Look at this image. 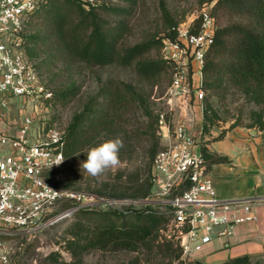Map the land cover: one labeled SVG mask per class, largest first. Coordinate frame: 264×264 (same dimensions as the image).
<instances>
[{
  "label": "built area",
  "instance_id": "1",
  "mask_svg": "<svg viewBox=\"0 0 264 264\" xmlns=\"http://www.w3.org/2000/svg\"><path fill=\"white\" fill-rule=\"evenodd\" d=\"M45 1L0 0V264H11L8 239L37 237L61 214L103 201L48 180L47 174L66 162L65 129L48 115L47 110L54 106L50 101L53 92L23 47L30 15ZM213 3L202 5L197 33L177 28V41L164 40L162 57L173 66L170 93L185 100L186 107L191 66L201 69L203 54L217 28L211 14ZM194 95L201 100L204 92L197 88ZM11 100L22 113L15 130L3 111H9ZM160 123L163 143L151 164L150 193L144 199L123 200L163 213L168 218L163 234L178 242L183 264H194L207 244L226 239L235 226L256 220L254 201L218 198L198 141L182 123L171 132L163 119Z\"/></svg>",
  "mask_w": 264,
  "mask_h": 264
},
{
  "label": "trees",
  "instance_id": "2",
  "mask_svg": "<svg viewBox=\"0 0 264 264\" xmlns=\"http://www.w3.org/2000/svg\"><path fill=\"white\" fill-rule=\"evenodd\" d=\"M129 1L134 2V0ZM210 1H214L211 14L216 20L217 28L212 43L203 54L200 88L205 89L207 85L209 86L208 82L206 83L209 76L225 79L238 89L247 101L261 107L260 110L250 112L251 123L245 127L264 130V0H199V3ZM63 4L73 8V15H77L74 22L71 21L72 15L67 16L62 10L61 3L57 0H46L31 13L25 27L23 47L27 57L34 61L40 76L38 52L34 45L30 46L28 43L32 38L28 29L34 18L42 12L52 17L54 35L61 47L87 65L116 64L127 67L134 63L136 74L143 80H155L167 70L173 76V66L169 61L161 57L145 58L152 50L162 48L164 40L177 41V21L171 17L164 0H159V8L167 26L166 33L163 37L151 35L131 46H121L120 43L129 30L124 21L111 23L100 17L102 11L118 15L126 11L124 8L86 0H63ZM226 14L244 18L246 24L233 22L219 25V17ZM200 24L201 19H195L189 31L197 33ZM106 85L110 86L101 89L100 94L108 99L107 105L112 107V111L123 108L136 99V93L129 84ZM52 92L53 97L50 101L55 106L59 103V96L55 91ZM204 96L205 93L203 98ZM92 103H87L82 111L74 114L65 129L63 154L66 159L82 152L86 146L91 145L90 142L96 136L105 131L109 132L114 126L113 115L94 107ZM203 103L201 133L206 134L214 125L213 120L217 118V113L207 98L203 99ZM157 119L158 117L155 116L152 124L156 123ZM235 126H239V123L234 121L228 129ZM223 134L224 131L215 140L220 139ZM150 136L152 137V133ZM157 148L158 142L152 140L148 151L151 164ZM199 149L208 167L226 161L225 157L211 154L205 142H201ZM151 164L146 177L131 179L127 184L123 183L118 194L112 196L118 199L146 198L151 187L149 181ZM53 172H49L47 176L49 177ZM96 192L95 195L98 197L104 193L101 190ZM73 215L76 216V221L67 229L70 237L66 239L64 246L71 260L68 262L59 260L60 254L51 252L46 256L51 263L83 264V253L90 249H98L136 253L135 257L120 264H183L180 258L182 250L178 242L173 237L168 238L163 234L168 218L151 206L138 208L129 206L122 210L105 211L85 207L75 210L71 216ZM221 264H251V260L249 255H241L228 258ZM256 264H264V259Z\"/></svg>",
  "mask_w": 264,
  "mask_h": 264
},
{
  "label": "rangeland",
  "instance_id": "3",
  "mask_svg": "<svg viewBox=\"0 0 264 264\" xmlns=\"http://www.w3.org/2000/svg\"><path fill=\"white\" fill-rule=\"evenodd\" d=\"M95 1L126 10L118 15L100 12V17L111 23L122 20L127 24L129 30L120 42L121 46H131L151 35L163 37L167 31L159 8V0ZM57 2L61 3V8L67 16L72 15L73 20L71 21L74 22L77 15H73V8H68L63 4V0H57ZM164 2L171 17L177 21V28L188 31L205 3L200 4L199 0H164ZM233 22L246 24L244 18L227 14L218 19L219 25ZM28 31L32 34L28 43L30 46L34 45L33 47L38 52L37 62L43 83L48 84L59 96L58 105L47 110L48 115L56 121L58 127L66 129L74 114L82 111L84 106L91 102L94 107L101 108L114 117V126L109 132L105 131L96 136L90 142L91 145H88L89 147L86 146L82 152L66 159L65 164L48 177L49 182L58 187L63 186L64 188L65 186L92 195H95L97 190L103 191L104 193L99 196L103 201L92 206L96 211L118 210L129 206L142 207L128 205L123 198L118 199L112 195L118 194L123 183L127 184L131 179L147 176L151 164L148 151L152 140L158 142L157 151L162 147L163 124L160 123L162 119L168 125L170 132L175 125L184 124L189 134L198 140V144H201L198 139V131L203 123L204 98L209 100L217 113V118L213 120V126L216 127L231 124L234 121L241 126H246L251 123L250 112L261 109L260 106L247 101L245 96L225 79H217L216 76L207 77L206 83L208 82L209 86L207 85L205 89L200 88L202 76H199L198 88L205 93V96L201 100L196 99L194 90H191L190 100L186 107L183 99L170 93L172 76L168 70L155 80H143L136 74L134 63L127 67L116 64L87 65L75 59L61 47L54 35L53 19L46 12H42L34 18ZM163 49L164 46L156 48L145 58H163ZM110 83H117L119 86L121 83L131 85L136 93V99L125 107L112 111V107L107 105L108 99L100 94L101 89L110 86L106 85ZM113 86L111 85V87ZM9 104L11 107L9 111L6 108H3V111L8 113L10 120L14 122L11 129L15 130L22 113L15 101L11 100ZM25 114L27 113L25 112ZM155 116L158 117L157 122L152 124ZM117 137L123 142L119 151L121 164L115 169L105 170L99 176L88 174L82 167L88 150L104 140ZM91 219L93 218L91 217ZM75 221L76 216L73 215L50 225L37 237L8 239L11 264H56L46 259V256L51 252H58L59 260L70 261L71 256L64 246L66 239L70 237L67 229L71 228ZM135 255L136 253L128 251L110 252L90 249L83 253L82 260L83 264H120L126 263ZM263 259L264 255L250 256L251 264L261 263Z\"/></svg>",
  "mask_w": 264,
  "mask_h": 264
},
{
  "label": "crops",
  "instance_id": "4",
  "mask_svg": "<svg viewBox=\"0 0 264 264\" xmlns=\"http://www.w3.org/2000/svg\"><path fill=\"white\" fill-rule=\"evenodd\" d=\"M200 75V68L192 64L190 91L199 87ZM229 125L213 126L206 134L199 129L198 139L205 142L211 154L226 158V161L208 167L217 197L253 200L256 220L237 225L228 238L215 239L207 244L197 255L204 264H221L228 258L241 255H264V130L240 125L228 129ZM222 131L223 136L215 140Z\"/></svg>",
  "mask_w": 264,
  "mask_h": 264
},
{
  "label": "clouds",
  "instance_id": "5",
  "mask_svg": "<svg viewBox=\"0 0 264 264\" xmlns=\"http://www.w3.org/2000/svg\"><path fill=\"white\" fill-rule=\"evenodd\" d=\"M122 146V140L117 137L91 147L87 152L86 160L82 163L83 169L92 176H99L107 169L117 168L121 164L119 151Z\"/></svg>",
  "mask_w": 264,
  "mask_h": 264
},
{
  "label": "water",
  "instance_id": "6",
  "mask_svg": "<svg viewBox=\"0 0 264 264\" xmlns=\"http://www.w3.org/2000/svg\"><path fill=\"white\" fill-rule=\"evenodd\" d=\"M260 180H261V181L263 180V175L260 176ZM72 214H73V211H69V212H67V213H63V214H61L60 216H58V217L55 219L54 222H58V221H60V220H62V219H64V218L70 217ZM194 264H204V263H202V262L199 261V260H195V261H194Z\"/></svg>",
  "mask_w": 264,
  "mask_h": 264
}]
</instances>
